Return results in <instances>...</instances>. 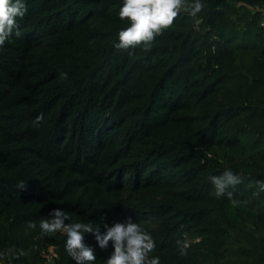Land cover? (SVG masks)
Wrapping results in <instances>:
<instances>
[{
	"label": "trees",
	"instance_id": "trees-1",
	"mask_svg": "<svg viewBox=\"0 0 264 264\" xmlns=\"http://www.w3.org/2000/svg\"><path fill=\"white\" fill-rule=\"evenodd\" d=\"M25 3L0 47V253L25 254L0 264H76L39 228L55 208L139 223L160 264H264V0H202L132 55L114 47L123 0ZM228 169L231 200L208 179ZM85 243L94 264L113 251Z\"/></svg>",
	"mask_w": 264,
	"mask_h": 264
},
{
	"label": "clouds",
	"instance_id": "clouds-1",
	"mask_svg": "<svg viewBox=\"0 0 264 264\" xmlns=\"http://www.w3.org/2000/svg\"><path fill=\"white\" fill-rule=\"evenodd\" d=\"M205 5L202 0H123L119 10V18L128 20L129 26L118 33L119 42L114 43L117 50L132 51L136 47L143 45L149 48L155 38L171 28L180 14L185 11L191 17H197ZM28 11L25 0H0V47L5 44L9 37L20 36L17 18H23ZM199 21L194 27L198 28ZM62 79H67V73H61ZM43 114L33 121L34 127H40L43 121ZM215 189L217 198L227 197L232 199L234 189L243 183V178L234 174L231 169L225 170L220 175L208 177ZM256 185L260 193H264V180H257ZM25 181H18V190H26ZM258 194V193H254ZM235 202V201H234ZM106 217H101L104 221ZM66 221H69L66 223ZM35 222H29L28 227L36 228ZM105 229L101 232L100 225L91 221L73 222L71 215L66 210L53 209L46 217L40 220L39 228L47 236L62 233L65 237L64 248L68 255L76 264H94L96 255L94 248L85 243V234H92L100 249L105 250L112 244L113 251L102 264H160V257L153 256L157 244L153 236L146 231L139 223H133L131 219L125 222H115L111 227L103 224ZM177 250L180 256H186L189 244L186 241H177ZM25 253L21 250L17 255L15 250L9 249L0 256H10L18 259ZM42 255L45 259L51 260L54 255L52 246H49Z\"/></svg>",
	"mask_w": 264,
	"mask_h": 264
},
{
	"label": "rangeland",
	"instance_id": "rangeland-1",
	"mask_svg": "<svg viewBox=\"0 0 264 264\" xmlns=\"http://www.w3.org/2000/svg\"><path fill=\"white\" fill-rule=\"evenodd\" d=\"M47 249H48V247H46L45 249H43L42 253H43V252H46V251H47Z\"/></svg>",
	"mask_w": 264,
	"mask_h": 264
},
{
	"label": "built area",
	"instance_id": "built-area-1",
	"mask_svg": "<svg viewBox=\"0 0 264 264\" xmlns=\"http://www.w3.org/2000/svg\"><path fill=\"white\" fill-rule=\"evenodd\" d=\"M261 23H264V17L261 19ZM49 247V246H48Z\"/></svg>",
	"mask_w": 264,
	"mask_h": 264
}]
</instances>
